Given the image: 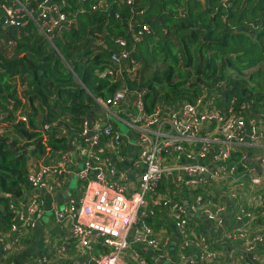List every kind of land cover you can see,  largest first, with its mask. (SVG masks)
<instances>
[{
    "label": "trees",
    "instance_id": "16d2710c",
    "mask_svg": "<svg viewBox=\"0 0 264 264\" xmlns=\"http://www.w3.org/2000/svg\"><path fill=\"white\" fill-rule=\"evenodd\" d=\"M16 1L0 0V247L11 249V240L22 237L11 230L16 220L10 204L31 192V161L64 159L70 146L84 155L89 148L81 136L84 121H100L96 100L111 98L118 89L138 92L148 114L207 95L211 108L231 106L244 118L255 113L264 125V0ZM18 3L34 17L43 5L48 19L57 16V7L66 20L48 37L24 11L21 26L8 25L6 8ZM107 123L118 128L116 121ZM109 141L101 135L91 151L112 154ZM240 155V149L231 150L229 163L237 171L243 170ZM214 185L206 179L188 189L163 181L147 197V206L166 196L174 202L201 196L223 203L226 192L220 195ZM190 215V237L196 238L201 229L193 225L200 220ZM155 217L145 219L150 227ZM205 235L218 254L216 264L219 249ZM61 240L75 254L73 239L62 234ZM134 248L145 264H165ZM195 250L190 245V253ZM125 259L139 264L129 253Z\"/></svg>",
    "mask_w": 264,
    "mask_h": 264
},
{
    "label": "built area",
    "instance_id": "2783aa9c",
    "mask_svg": "<svg viewBox=\"0 0 264 264\" xmlns=\"http://www.w3.org/2000/svg\"><path fill=\"white\" fill-rule=\"evenodd\" d=\"M53 10L57 16L48 19L43 5L36 17L21 4L7 7L5 23L21 26L23 22L19 20V13L24 11L48 37L66 20L57 7ZM142 29L147 30L146 26ZM120 57H126V53ZM112 59L119 61L116 55ZM203 98L194 104L183 103L176 108H157L150 114L145 111L141 95L124 88L118 89L111 98L96 100L103 118L95 123L89 119L84 121L81 131L89 146L84 155L79 156L83 167L77 177L81 182L82 197L51 205L57 228L47 234L43 252L26 264H127L125 257L128 253L133 263L145 264L144 257L135 246L149 250L155 262L214 264L217 252L211 250L201 230L196 238L190 237L188 216L201 214L208 221L220 225L226 208L222 202L201 196L194 197L191 202L184 198L182 202H174L169 196L162 198V206L171 208V219L179 237L173 253L169 251L170 238L157 236L145 220L161 211L147 206V196L155 193L162 181L190 189L203 185L206 179L216 184L223 183L226 196L238 203L234 215L236 227L225 232L223 238L239 243L243 252L241 258L244 255L252 262H262L264 253L259 249L264 243V229L257 233L248 232L246 222L253 220L255 214L239 198L244 192L254 193L259 198V215L264 219V151L255 155V161L262 168L259 175L252 172L247 155L254 148L258 136L261 135L264 142V125L256 118L259 132L247 134L246 118L235 115L231 106L226 111L211 108L208 96L204 102ZM22 119L25 120L24 117ZM107 120L125 124L137 133L139 153L134 164H141L144 171L139 178L138 190L134 193L127 192L125 174L116 178L118 171L113 163V154L116 157L120 155L124 138L121 131L112 128ZM212 126L222 134V142L212 155V162L207 163L205 159L210 140L204 131H209ZM101 135L110 137L113 151L105 157L91 151L93 146H97ZM234 149L241 150L237 164L242 166V171H237L236 165L229 163L231 150ZM67 162L73 163L72 158L67 157L61 166L49 164L37 171L30 170V194L24 201L10 204L16 220L11 225L13 232L23 234L36 226L44 214V199L37 192L43 190L50 193L64 189L63 175L72 169L65 167ZM49 175L52 176L51 180L47 178ZM60 232L73 239L75 254L70 251L68 242H62ZM18 238L19 235L11 240V249L8 245L0 247L3 250L0 252V264H19L12 259V255L21 250V237ZM190 245L197 251L190 253Z\"/></svg>",
    "mask_w": 264,
    "mask_h": 264
},
{
    "label": "crops",
    "instance_id": "0c3cea01",
    "mask_svg": "<svg viewBox=\"0 0 264 264\" xmlns=\"http://www.w3.org/2000/svg\"><path fill=\"white\" fill-rule=\"evenodd\" d=\"M207 97V95H206ZM206 97L202 99V102L205 101ZM257 118L256 114L253 113L249 116L246 121V133L250 134L251 132H259V128L255 124V119ZM91 121V119L89 118ZM118 129L121 131L122 136L124 138V146L122 147L121 153L118 157L113 154V163L118 171V176L116 178L121 177L122 174L126 175V180L124 183L126 184V189L128 193H134L138 190L139 186V178L141 173L144 171V167L139 164L135 165L134 161L138 157L139 153V145H138V136L137 133L125 124H121L117 122ZM124 127L121 129L120 127ZM204 133H208L210 140V148H208L207 157L205 162H212V155L217 151L218 147L221 145L222 134L218 129L210 128L209 131H204ZM111 148V146L109 145ZM70 150V153L68 152ZM69 150L66 153V157L64 159H55L50 158L48 161H31V170L37 171L39 168L44 165L54 164L59 165L65 161L67 157H71L73 160L72 169L69 172H66L63 176L65 179V188L58 189L53 192H45L43 190L38 191L37 193L44 199V214L41 219L37 222L36 226L29 232L23 233L21 237V250L19 253L12 255V259L19 264H26L32 261L36 256L43 252L45 244H46V236L49 233H52L56 230V224L51 212V205L55 203H65L69 199L79 200L82 197L83 190L81 189V182L77 177L78 171L83 167V163L81 158L76 155L75 148L70 146ZM112 150V148H111ZM264 151V142L261 139V135L257 137L255 146L252 150H249L247 155L250 161V168L255 175H259L262 172L261 166L258 162L255 161V155L260 151ZM49 180L52 179V176L49 175L47 177ZM163 182V181H162ZM264 185V179H263ZM215 189L219 190L221 195V190L224 189L223 183H215ZM250 188V187H249ZM205 191H210L208 188ZM262 191V190H261ZM260 191V193H261ZM219 195V197H220ZM254 198H251V197ZM240 202H244L248 207H250L255 217L253 220H247L245 227L250 233L261 232L264 229V219L259 215V198L252 193L248 194L246 192L242 193L240 198ZM223 204L225 205L224 212V220L220 225H216L213 222L208 221L201 214H191L190 216H195L198 220L195 222L193 226L196 228H200L204 231L212 239V243L216 248L219 249V260L216 264H264V260L262 262H252L248 257L243 255L241 250V246L238 242L228 241L223 238L225 232L230 231L236 227V221L234 219L235 208L232 207L233 201L228 197L223 200ZM155 209H160V212L156 213V217L151 220V228L159 237H169V251L171 253L177 247L179 243V237L177 231L174 227V224L171 219L172 211L168 206H162L160 200L156 201L153 204ZM152 207V206H150ZM63 234L62 232H60ZM262 247L259 251L264 253V243L261 244ZM144 251H147L145 247H142ZM151 255V254H150Z\"/></svg>",
    "mask_w": 264,
    "mask_h": 264
},
{
    "label": "water",
    "instance_id": "95a60500",
    "mask_svg": "<svg viewBox=\"0 0 264 264\" xmlns=\"http://www.w3.org/2000/svg\"><path fill=\"white\" fill-rule=\"evenodd\" d=\"M26 153V150L24 151ZM206 178H208V173L205 174Z\"/></svg>",
    "mask_w": 264,
    "mask_h": 264
},
{
    "label": "rangeland",
    "instance_id": "374dc122",
    "mask_svg": "<svg viewBox=\"0 0 264 264\" xmlns=\"http://www.w3.org/2000/svg\"><path fill=\"white\" fill-rule=\"evenodd\" d=\"M120 128H121V129H124V127H122V126H121ZM147 197H149V196H147Z\"/></svg>",
    "mask_w": 264,
    "mask_h": 264
}]
</instances>
